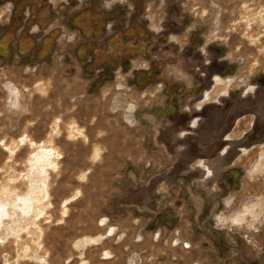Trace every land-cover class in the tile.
I'll return each instance as SVG.
<instances>
[{
	"label": "rangeland",
	"instance_id": "obj_1",
	"mask_svg": "<svg viewBox=\"0 0 264 264\" xmlns=\"http://www.w3.org/2000/svg\"><path fill=\"white\" fill-rule=\"evenodd\" d=\"M0 264H264V0H0Z\"/></svg>",
	"mask_w": 264,
	"mask_h": 264
},
{
	"label": "crops",
	"instance_id": "obj_2",
	"mask_svg": "<svg viewBox=\"0 0 264 264\" xmlns=\"http://www.w3.org/2000/svg\"><path fill=\"white\" fill-rule=\"evenodd\" d=\"M2 16H3V15L1 14V18H2ZM208 44H209V41L205 42V44L202 46V48H201V52H202L203 54L206 53V51H205V47H206ZM216 79H220V80L223 81V79H221L219 76H217V75H214V76H213V79H212L213 86H212L211 89L205 90V91L203 92L201 98L197 101V103H196L195 106H194V109H195L196 111H201V110L203 109V107H204L206 104H211V103H215V102H217V101H218V100H217L218 97H225V96L228 95V93H229V88H226V89L223 88L225 91L223 90V91L219 92L218 95H217V97H213V95H212L210 98L207 97L208 94L211 95V93L214 91L213 89H214V87L216 86ZM228 82H229V81H227L226 83H228ZM198 121H199L198 118L193 119V120L191 121V123H190V128H196V127L198 126ZM183 134H186V133L183 132ZM231 140H233V139L231 138L230 135H228V137L225 139V141H231ZM227 149H228V146H225V147L223 148L221 154H225V153L227 152ZM202 164H204V165L206 166L207 170H209V171H207L208 174H206V177H211V175H212V171H211L210 168L205 164V162H204L203 160H199V161L197 162V167H201L200 165H202Z\"/></svg>",
	"mask_w": 264,
	"mask_h": 264
}]
</instances>
